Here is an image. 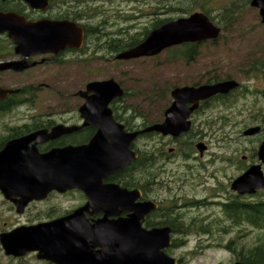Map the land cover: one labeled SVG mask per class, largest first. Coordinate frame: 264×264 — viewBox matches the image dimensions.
Returning a JSON list of instances; mask_svg holds the SVG:
<instances>
[{
  "label": "water",
  "instance_id": "95a60500",
  "mask_svg": "<svg viewBox=\"0 0 264 264\" xmlns=\"http://www.w3.org/2000/svg\"><path fill=\"white\" fill-rule=\"evenodd\" d=\"M33 6H43L47 0H26ZM251 7L259 9L264 23V0H251ZM0 32H8L23 55L31 52H58L66 47L80 48L84 32L70 22H39L26 24L15 14L0 13ZM222 28L209 15L196 11L189 16L172 19L148 33L138 45L116 55L126 61L153 57L164 50L185 43L216 41ZM24 62L0 64V71L23 70ZM235 79L221 80L200 86L175 87L171 95L172 105L165 112V120L143 130L126 132L124 125L114 117L110 103L122 98L126 90L115 79L89 82L77 95L85 99L79 112L85 125L98 126L92 139L83 145H68L41 153L36 144L56 139L79 129L78 126L58 124L40 129L9 141L0 151V190L12 201L18 213H24L33 200H43L51 192L64 193L81 190L87 203L71 214L33 225H21L0 235L6 255L22 257L36 252L37 258L54 264H177V259L165 253L170 245V227L147 230L142 223L145 216L157 207L153 202L136 203L137 190L129 191L116 184H101L102 178L124 168L137 158L131 149L135 139L143 132H158L177 136L190 129V113L201 100L216 94H226L238 88ZM18 90L0 87V101ZM192 103V106H187ZM253 127L246 135L259 131ZM264 162V142L259 149ZM232 189L240 194H252L264 189V174L259 165L252 166L237 177ZM105 211L106 217L90 221L87 215ZM121 211L130 213L128 218L108 219Z\"/></svg>",
  "mask_w": 264,
  "mask_h": 264
},
{
  "label": "flooded vegetation",
  "instance_id": "af4514ba",
  "mask_svg": "<svg viewBox=\"0 0 264 264\" xmlns=\"http://www.w3.org/2000/svg\"><path fill=\"white\" fill-rule=\"evenodd\" d=\"M0 13L15 14L20 21L26 24H35L39 22H70L82 28L84 32L83 42L80 48L66 47L58 52H31L29 55H23L17 51L18 45L9 37L8 32H0V64L6 62H24L29 65L27 68L19 71L13 69L0 71V87L18 90L17 93L0 101V114L3 112H10L24 105H35V99L33 101L23 100L19 103L17 98L21 93L36 94L44 87H52L54 88L53 90L58 91L54 86L48 85L45 80L40 82H26L23 80L20 83L15 82L12 86H5L2 84L5 75L30 77L32 73L40 75L41 73H45L48 68L58 66L64 68L71 63H77L79 65L85 64L88 68L90 66L95 69V0H47L46 5L39 7L29 4L26 0H0ZM92 81H95V79ZM207 81L208 78L203 80V83L199 82L187 85L200 86L202 84H208L209 82ZM89 82H87L81 90H85ZM175 87H173L172 90ZM245 89L250 91L249 88L241 83L238 88L226 94H216L210 98L201 100L198 107L189 115L188 120L191 124L190 129L177 136L171 134L163 135L162 133L154 131L141 133L131 145V149L137 153V158L124 168L102 178L101 184H116L129 191L137 190L140 192V197L136 199V203L153 202L157 205L155 209H152L145 216L142 225L147 230L164 227L171 228V243L164 248V251L170 257L177 259V264H185L187 262L186 256H184V253L181 254L180 251L190 245L191 237H197L194 239L195 244L191 249L193 251L192 253H196V257L202 256L205 251L213 247L220 248L230 255V259L227 261L220 260L218 263L214 262L211 264H264V261L260 262L257 259L259 254L258 238L256 239V243L249 245L243 240L233 236L235 234H241L242 231L248 232L249 229L250 231L255 230V232L264 230V228H259L258 225H254L250 222L242 220L235 222L233 220L235 218H243L241 207L244 204L247 205L246 207H257L263 204L264 189H258L252 194L248 193L244 195L232 189L233 181L252 166L259 165L264 174V162L259 158L258 154L260 146L264 142L263 115L258 116L256 113H253L250 118L254 123L252 125H243L236 121V119L233 121L231 114H228L227 110L214 117V119H210L209 117L207 120L205 119L216 102L229 106L232 103L230 100H235L236 97L247 95L244 94ZM171 92L169 106H171L174 101ZM256 93L257 98H264V88L257 89ZM125 95L122 98L114 99L109 107L112 109L114 119L118 123L124 125V130L126 132L143 130L155 123H162L165 120V112L169 107H165L163 110V118L160 121L148 123L144 120L140 125L132 124L129 106L122 107ZM75 96L81 99V104L77 108L78 115L74 117L75 120H66L63 118L57 120L51 113L31 115L28 120L22 124L13 126L8 125L6 132L0 133V151L11 140L21 138L40 129H48L51 131L52 128L58 124L78 126L80 128L74 132L64 134L46 142L36 143L33 141L41 153L48 152L53 148H61L68 145L87 144L96 134L99 127L95 125H85V118L82 117L79 112L85 99L78 96L77 93H75ZM4 102H9L7 107L1 105ZM187 106L191 107L192 103H187ZM230 109H232V107H230ZM231 111L234 113L233 109ZM239 113H242V111H239ZM40 123L41 125L39 126ZM210 123H216V127L219 126V129L222 131L221 136L218 128L206 131V128L203 126L205 124L209 125ZM241 125L243 126L239 131H234L236 127ZM253 127H259L260 129L254 134L246 135L245 131ZM151 137H155L156 139H153L151 142H146V140H149ZM212 139L213 143L211 144ZM244 139L246 142H243ZM161 140L164 142L169 140L173 147L167 152L165 148L169 143H163ZM214 141L217 144V148L215 149L212 147ZM176 157L198 163H187L182 169L169 173L170 161ZM138 161H140L139 165L136 164ZM159 161L163 163L159 165ZM137 166L139 168H137ZM228 166L236 170L238 169V171L240 170L241 173L230 180L228 184H224L221 178L226 176H222L221 173L226 172ZM165 172L169 177L168 179H164L163 174ZM170 183H173L174 186H170ZM165 188H167V190ZM74 191L81 193L82 199L84 200L75 209L84 206L87 203V197L83 191L76 189L64 193L53 191L43 200H33L30 202L25 211L31 203L45 201L52 194H67ZM0 194L3 196L4 200L10 204L9 206L12 208V211L14 209L17 214H20L15 204L7 200L1 190ZM233 202L240 204L239 206L241 207L235 212H229L227 208ZM75 209L66 211L58 217L48 218L47 220L29 223L27 225L49 222L71 214ZM188 210L198 212L196 216L194 215V217L190 219L193 220L194 225L196 224V220H200L207 221L209 226L197 228L188 227L189 225L183 220L187 218ZM204 210H207V212L202 213ZM106 214L105 211L99 210L95 212L94 215H87V218H89L90 221L101 220L106 217ZM129 215L130 213L128 211H121L118 215H108L107 218L114 220L118 218H128ZM215 220H231L236 225L246 224L250 227H239V229H235L233 226L213 227L214 225L211 222ZM230 225L233 224L231 223ZM20 226L21 225L15 224L9 227L7 226L0 231V235L10 232ZM243 234L245 235V233ZM218 236H223V239L227 237V239L223 242H217ZM0 246L8 259L16 260L21 258L14 255H6L1 241ZM31 253H35L37 258L36 252ZM41 261L47 264H54L47 260Z\"/></svg>",
  "mask_w": 264,
  "mask_h": 264
},
{
  "label": "rangeland",
  "instance_id": "374dc122",
  "mask_svg": "<svg viewBox=\"0 0 264 264\" xmlns=\"http://www.w3.org/2000/svg\"><path fill=\"white\" fill-rule=\"evenodd\" d=\"M233 1L212 0L208 6L211 10V15L216 16L222 6ZM239 1L244 4V7L241 8L236 22L222 29L223 35L215 44L212 41L202 43L198 49L197 58L192 62H187L176 51L179 50L180 46L173 47L169 51L168 49L164 50L153 57L126 61H118L112 57L111 52L103 50L99 52L100 54L95 52V69L90 66L88 68L85 64L79 65L70 62L71 64H68L67 67L48 68L45 73H41L40 75L35 73H32L30 77L5 75L2 80V84L5 86H12L15 82L20 83L23 80L26 82L45 80L48 85L54 86L58 91L53 90L54 88L52 87H44L40 92L36 93L34 106L24 105L10 112L0 114V133H5L8 125L22 124L28 120L29 116L34 114L51 113L57 120L62 118L75 120L74 117L78 115L77 108L81 104V99L76 97L75 93H78L87 82L93 79L106 80L113 78L121 84L128 93L123 100L124 105L129 106L132 124L140 125L144 120L148 123L160 121L163 118L162 113L165 107H170V92L173 87L199 82L203 83V80H206L208 76L215 74H218L223 80L232 77L243 83L250 91L245 89L244 94L247 95L230 100L232 103L229 106L216 102L205 119L207 120L208 117L214 119V117L227 110L228 114H231L233 121L236 119V121L243 125L254 124L252 119H250L253 113H256L258 116L263 115L262 118H264V98H257L256 93L257 89L264 88V66H261V70L249 72L248 74H244L243 70L247 71L248 69H245V67L255 58H257V62L264 61V24L261 22L258 9L251 7L244 0ZM180 2L182 1L95 0V31L101 32L95 35V50L97 49V44L101 42L102 37H106L110 33L112 38L128 36L129 33L135 35L142 32L156 17H172L173 19H177L182 16H189L196 11H202L194 8L191 13L180 15L178 11L170 9L172 7H180ZM189 2H192V0H189ZM157 9L160 10L157 11ZM155 11H157V14L154 13ZM216 21L218 22V20ZM216 21L214 22L217 25L223 27L222 24ZM100 56H103V58ZM230 107H232L234 113H232ZM239 111H242V113H239ZM243 125L236 127L234 131H239ZM216 126V123H210L209 125L205 124L203 127L206 128V131L218 128L221 136L222 131L219 129V126ZM153 139L156 138L151 137L146 142H151ZM243 142H246V140L244 139ZM163 143H169L165 148L167 152L173 147L169 140L163 141ZM212 147L214 149L217 148L215 141ZM162 163V161H159V165ZM187 163L195 164L198 162L176 157L170 161L169 173L182 169ZM240 173V170L238 171V169L236 170L228 166L226 172L221 173L222 176H226L221 178L222 182L228 184L230 180ZM163 175L164 179L169 178L166 172ZM170 186H174L173 183H170ZM165 189L167 190V188ZM82 198L81 193L77 191L67 194L55 193L50 195L45 201L31 203L24 214H17L14 209L12 211V208L9 206L10 204L0 194V231L14 224L27 225L29 223L44 221L48 218L58 217L66 211L75 209L84 201ZM206 212L207 210L202 211V213ZM187 213V218L183 220L189 225L188 227L209 226L207 221L200 220H196V224L194 225L193 220L190 219L198 214L197 211L188 210ZM211 223H213V227L233 226L235 229L250 227L246 224L236 225L231 220H215ZM231 223L233 225H230ZM233 236L251 245L256 243L257 238L259 242L264 240V230L255 232V230L250 231L249 229L248 232L242 231L241 234ZM196 238L191 237L190 245L180 251L187 258L185 264H211L214 262L218 263L220 260L227 261L230 259V255L226 251H222L216 247L205 251L202 256L196 257V253H192L193 251L191 250L194 247V239ZM226 239L227 237L223 239V236H218L216 241L223 242ZM0 264L47 263L38 260L35 253H29L16 260L8 259L0 246Z\"/></svg>",
  "mask_w": 264,
  "mask_h": 264
},
{
  "label": "trees",
  "instance_id": "16d2710c",
  "mask_svg": "<svg viewBox=\"0 0 264 264\" xmlns=\"http://www.w3.org/2000/svg\"><path fill=\"white\" fill-rule=\"evenodd\" d=\"M182 2H180V7L177 8H170V9H174L175 11H178V13L180 15H184V14H189L192 12V10L194 8H198L200 10H202L203 12H205L206 14H208L212 20L216 21L218 20L219 24H222V29L224 27H227L228 25H232L236 22L237 18H238V14L241 11V8L244 7V4L240 3L241 1L239 0H234L233 2H229V4H226L224 6H222V8H220L219 13L216 14V16L211 15V10L208 8L209 6V2H211L212 0H192V2L188 1H184L181 0ZM191 1V0H190ZM251 0H244L245 3H249L250 4ZM179 6V5H178ZM241 6V7H240ZM163 9V8H162ZM168 9V10H170ZM160 9H157V11ZM157 11H155L154 13H156ZM157 14V13H156ZM172 17L169 18H163V17H156L153 21H151L149 26H146L144 28V30L140 33H136L135 35L130 34L128 36H123V37H111V33L108 34L106 37H102L101 42H99L97 44V49L95 50L96 53H99L103 50H107L109 52H111L112 57L115 59L116 55L128 48H132L136 45H138L139 43H141L146 36L148 35V33L150 31H152L153 29H155L156 27L162 25L163 23L172 20ZM217 22V21H216ZM217 22V23H218ZM95 35H97L98 33H101L100 31H95ZM223 35V34H222ZM218 41H212V43H216ZM202 43H186L182 46H180L179 50H176L177 52H179V54L185 59L187 60V62H192L194 61L199 53V47ZM172 48V47H171ZM171 48H168V51L171 50ZM100 54V53H99ZM103 58V56H100ZM121 61V60H118ZM264 66V61L262 62H257V58H255L254 60H252L246 67L245 69H248L247 71L243 70L244 74H248L249 72H255L257 70H261L262 67ZM232 78V77H229ZM220 80H223V78L219 77L218 74L215 75H211L208 76V81L209 83H215L218 82ZM29 95V96H28ZM35 93H21V95H18V102H22L23 100L25 101H33L35 99ZM128 95V93H126V96ZM124 99V98H123ZM9 102H4L1 105H3L4 107H7ZM122 107H126L124 104L122 105ZM132 123V122H131ZM36 124V123H35ZM37 125V124H36ZM34 125V126H36ZM41 125V123L39 124V126ZM38 126V127H39ZM138 161L136 164L139 165ZM137 168H139L137 166ZM134 174V172H133ZM240 204L233 202L231 205L228 206V211L232 212V211H236L238 210ZM251 205V204H250ZM247 205H243L242 208V212H243V218L238 219L235 218L233 219L235 222H239L240 220L245 221V222H250L252 224H256L258 225L259 228H264V203L257 206V207H246ZM238 219V220H237ZM258 261H264V240H261L259 242L258 245Z\"/></svg>",
  "mask_w": 264,
  "mask_h": 264
}]
</instances>
